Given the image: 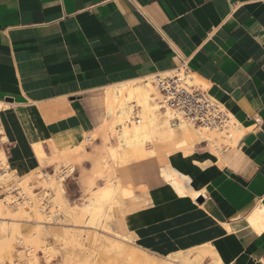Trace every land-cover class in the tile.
<instances>
[{"label": "crops", "instance_id": "crops-1", "mask_svg": "<svg viewBox=\"0 0 264 264\" xmlns=\"http://www.w3.org/2000/svg\"><path fill=\"white\" fill-rule=\"evenodd\" d=\"M183 62L242 136L219 159L205 145L169 159L200 193L196 200L176 193L157 160L120 168L131 199L124 217L136 245L151 253L209 244L220 263L208 264H263L264 230L244 221L264 200V0H0L9 166L27 174L40 166L34 146L55 155L82 142L106 119L107 87Z\"/></svg>", "mask_w": 264, "mask_h": 264}, {"label": "bare ground", "instance_id": "bare-ground-1", "mask_svg": "<svg viewBox=\"0 0 264 264\" xmlns=\"http://www.w3.org/2000/svg\"><path fill=\"white\" fill-rule=\"evenodd\" d=\"M193 78L194 84L205 88V82L197 76H193ZM153 79L154 77H148L107 87L105 89L106 119L98 128L90 134H86L83 141L73 148L58 150L55 155H52L48 154L39 144L33 147L34 155L39 164L41 159L45 158H50V160L53 159L52 161H54L56 171H53V173L59 177L58 188L56 189L57 200L60 202V206L65 207V211L71 217V222L76 224L75 226L59 225L62 226V229L71 231L70 233H65V239H63L68 245L80 244V246H83L78 235L76 236L77 233L72 232L78 229L81 232H84V230L93 232V246L97 245L100 241L103 246L106 245L103 248H108L110 251H114L115 247L109 243L104 244L103 237L100 238L96 235L97 233L118 241L129 242L127 238L114 233L110 228V221L112 220V212L114 210L112 200L117 196H121L122 185L120 178L119 182L117 181L118 185L112 186L113 179L112 184L109 182L108 185L99 189L95 187L98 180H102L105 175L108 178H112L113 176L117 178L115 177V167L105 169V163L103 162L105 154H109V158L113 159V164L118 159V166L119 162L133 165L147 160H157L161 164L162 178L168 182L176 193L179 196H190L193 200H196L200 193L193 190L189 177L169 166V159L177 156L179 154L177 151L188 153L204 144L209 148L211 154L219 159L223 153L221 151L224 149V147L220 146L221 143L224 142L226 148H231L241 138L242 131L236 123L234 126L231 114H228L232 120L226 129H200L186 122L172 110L165 109L161 102V95L154 85ZM4 108H6V104L0 102V110ZM177 119L179 121H176ZM4 134L3 129H0V137L3 135L1 139L3 146H0V163H3L6 167L4 173L1 174V180L3 190L5 189L6 191L7 188L10 192H4L6 193V197L0 198V261L4 264L3 261L7 256L11 257V253L15 250L14 245L19 242L25 244V257H27L30 263H33L36 261L39 251L46 252L47 250L40 239V228L50 224L48 222L51 220L62 221L61 218H64L63 213L49 216L48 212L53 208L51 204V196H53L54 189L52 182L57 176L45 174L43 167L34 171L37 174L33 178L31 176L34 172H30L25 176L12 175L13 171L11 168L9 169L2 154L3 148L7 143ZM98 140L102 141V145H99L100 149L97 148L99 152L93 155L92 159L90 158L88 162L90 164L89 173L87 172V175L85 174L84 176L90 185L87 200L81 205L69 206L65 198L67 195L65 189L66 179L75 173L76 164L80 162V159L89 157L90 153L87 150V144L93 145ZM69 161L73 165L71 163L66 168L67 170L63 171L62 166L66 165ZM109 163H112V160ZM14 176L17 180L15 179L11 182L10 187H8V184L6 187L5 181H11ZM37 190L50 191L49 205L44 203L45 198L42 191L41 193H37ZM19 196H24L25 200L20 201ZM107 202L110 205L105 209L104 206ZM11 205H15L17 210H11ZM57 212L58 210H56ZM30 218L36 220L37 229L32 235L24 236L21 225L29 222ZM46 221L48 222L46 223ZM244 222L254 232L260 233L264 230V200L257 202ZM81 224H84V226ZM224 226L228 233H236L237 228L233 225L225 223ZM86 238L84 236V239ZM81 239L84 240L83 238ZM137 247L143 250V252L147 251L140 246ZM193 250L187 253L186 257L167 256L165 264H202L210 258L215 263H220L216 252L209 244L201 251L194 252ZM120 251L118 250V255H120ZM182 253L179 252L177 256L182 255ZM128 254L131 258V264H148V259H144L143 254L136 252H128Z\"/></svg>", "mask_w": 264, "mask_h": 264}, {"label": "rangeland", "instance_id": "rangeland-1", "mask_svg": "<svg viewBox=\"0 0 264 264\" xmlns=\"http://www.w3.org/2000/svg\"><path fill=\"white\" fill-rule=\"evenodd\" d=\"M4 137H6V136H4ZM5 141L7 142V138L5 139ZM99 145L100 146L102 145L101 140H98L93 145L87 144V150L90 153V155L88 157L89 160L84 155L85 159H80V162L78 164H76L75 173L70 178L66 179L65 189H66L67 195L65 196V198H66V202L68 203L69 206L81 205V204L85 203L87 200L90 185L87 183L86 178L84 176H85V174L87 175V172L89 173L88 170L90 169V164H88V162L90 161V158L93 157V155H95L96 153L99 152V150H97V148L100 149ZM215 146H217V145H215ZM220 146L226 148V145L224 142L221 143ZM234 147H236V145ZM56 149L57 148L55 146H52L51 152H56ZM177 153H181V151H177ZM2 154L4 157V161H6L7 165L9 166L10 163L8 162L9 160L6 159L8 157L6 155L4 148H3ZM50 154H52V153H50ZM108 155L109 154H105V156H104L105 157V159L103 161L105 163L104 167H105V169H110L111 167H115V169H116V176L115 177H117V178H114V176L112 178H108V176L105 175L107 177L104 176V178L102 180H98V183H96L97 185L95 187L98 189L103 187V186L108 185L109 182H111V184H112L113 179H114V181H113L112 186L118 185L117 183L119 182V178H120L119 169L125 165H128V166L132 165L130 163L123 164V163L119 162V166H118V159H117V161L114 162L115 164H113V159L111 157H110L111 158L110 159ZM84 157H82V158H84ZM86 159H87V161H85ZM52 160H50V158H45V159H41V161H40L39 168L43 167L44 171L46 170L47 172H49L48 173L49 175H53L54 174L53 171H56L54 161H52ZM111 160H112V163H109V162H111ZM69 162H67L66 165L62 166L63 171L67 170L66 168L69 165H71L72 162H70V164H68ZM130 162H132V161H130ZM72 165H73V163H72ZM10 168H11V166H9V169ZM11 170L13 171L12 175L18 174L17 171H15L14 169H11ZM36 170L37 169L33 170L32 172H34ZM27 174H29V173H27ZM27 174H22V175L18 174V175L25 176ZM36 174H37V172H34L31 177L32 178L36 177ZM54 175L57 176V174H54ZM15 179L16 178L14 176V178L11 181L6 180L5 186L7 187V184H8V187H10L11 182H13ZM58 179H59V177L57 176V178L54 179L52 182V185L54 186L53 196H51V202H52L51 204L53 205V208H51L48 212H49V216H55L57 214L63 213L64 218H61L62 221H53V220H51L50 222L46 221V223L48 222L50 224H48L47 226L45 225L43 228H40V233H41L40 239L47 248L46 252L39 251L37 253V256H36V261H34L33 263H30L28 261L27 257H25V248H24L25 244L17 242L14 245L15 250L11 253V257L9 258V256H7L6 259L3 261L4 264H11V263L12 264H131L130 263L131 258L129 257L130 255L128 254V252H131V253L136 252V253L143 254L144 259L145 258L148 259V264H165L167 262V260H166L167 256H165V255L161 256L158 254H154V253L149 252L148 250L143 252V250H141L137 247L138 245H136V243L132 237V233H131V231L128 227V224L126 222V219L124 217L126 207L131 206V201H130L131 199L126 195L127 193L123 188L124 184L122 186L121 196L120 197L117 196L112 200V203H114V205H113L114 210L112 212V220H111L112 222L110 221V228L114 233H118L120 236L127 238V240H129V242L118 241V240L112 239V238L107 237V236H101L97 233L96 235H98L100 238L103 237L102 239H104V242H103L104 244L109 243L115 247L114 251H110L108 248H107L108 250L103 248V247H106V245L103 246V244L100 241L97 243V245L93 246V241H92L93 232H91L90 230H84V232H81L78 229V230H74L72 232H74L75 234L77 233L76 236L78 235L79 240H81V243H83V246L85 249L83 248V246H80V244H74L72 246L70 244L68 245L63 239H65V233H67V232L70 233L71 231L70 230H64V229H62V226H59V225L62 224V225L75 226L76 224L71 222L72 221L71 217L65 211V207L60 206V202L57 200L56 189L58 188V186H57ZM109 179H111V180L109 181ZM36 189H38V188H36ZM6 191L8 193L10 192V190H8L7 188H6ZM6 191L4 190L3 192H0V198L1 199L6 197V193H4ZM37 193H39V192H37ZM83 200H85V201H83ZM109 205H110V203L107 202L104 206L105 209H107ZM58 206H59V208H58ZM11 210L16 211L17 207L15 205H11ZM56 210H58L57 213H56ZM53 222H55V223H53ZM57 222H58V224H57ZM81 225L84 226V224H81ZM36 229H37L36 220L34 218H30L29 222H25L21 225V230H22V233L24 236L32 235L36 231ZM82 234H83V236H82ZM84 236H86L87 238L84 239ZM81 238H83L84 240H82ZM118 250H121L119 253L120 255H118ZM194 252H196V251H194ZM187 253H182V255H179V256H177L178 254H175V255L171 254V255H172V257H178L179 258L181 256L186 257ZM178 261H180V259H178ZM205 263L207 264V262H205V261L202 264H205ZM209 263H210V261H209ZM0 264H2L1 261H0Z\"/></svg>", "mask_w": 264, "mask_h": 264}, {"label": "built area", "instance_id": "built-area-1", "mask_svg": "<svg viewBox=\"0 0 264 264\" xmlns=\"http://www.w3.org/2000/svg\"><path fill=\"white\" fill-rule=\"evenodd\" d=\"M184 62L176 70L158 74L153 83L161 95L165 109L177 113L186 122L200 129H226L232 118L225 108L212 98L206 88L194 84ZM176 121H179L177 119ZM0 138V146H3ZM7 145V143L5 144ZM6 167L0 163V192H3L1 174ZM45 174L49 173L46 170ZM42 190H37L41 193ZM44 203L49 205L50 191L43 190ZM24 201V196L20 197Z\"/></svg>", "mask_w": 264, "mask_h": 264}]
</instances>
